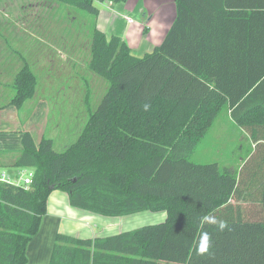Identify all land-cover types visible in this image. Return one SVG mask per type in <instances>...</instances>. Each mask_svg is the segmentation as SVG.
Returning <instances> with one entry per match:
<instances>
[{"label": "trees", "instance_id": "obj_1", "mask_svg": "<svg viewBox=\"0 0 264 264\" xmlns=\"http://www.w3.org/2000/svg\"><path fill=\"white\" fill-rule=\"evenodd\" d=\"M51 1L94 18V1L104 0ZM175 11L161 43L142 56L93 22L87 66L108 86L62 151L50 137L35 145L23 132L9 166L31 168L32 180L28 188L0 181V264H27L25 246L56 189L97 214L162 210L166 218L102 238L57 234L46 264H264V135L256 119L264 116V0H175ZM34 79L22 66L10 103L20 104ZM156 103L174 115L158 126ZM228 107L255 146L237 172L189 158ZM139 116L132 130L125 121ZM156 126L172 131L167 143L135 134ZM128 138L145 158L137 154L131 165Z\"/></svg>", "mask_w": 264, "mask_h": 264}, {"label": "crops", "instance_id": "obj_2", "mask_svg": "<svg viewBox=\"0 0 264 264\" xmlns=\"http://www.w3.org/2000/svg\"><path fill=\"white\" fill-rule=\"evenodd\" d=\"M94 4L98 8V14L93 18L96 28L101 30L107 38L111 36L120 37L129 46L134 56H139L135 52H142V55L151 52L155 46L161 43L175 18L176 12L175 0H125L122 2L104 0L94 1ZM125 16L131 17L133 22H128ZM144 27L147 28L146 31H144ZM29 38L31 40L16 36H0V43L3 44L0 50L2 55L0 66H10L12 62L5 64L3 61L5 58L10 60L11 56L13 61L21 62L20 68L26 64L33 70L32 63L36 65L39 59L35 42H40L41 37L32 36ZM10 40L13 41L14 45H10ZM30 42L32 43L29 44ZM19 69L13 74V79ZM7 73L10 74V72L0 73V175L4 172L7 177L15 179L20 176L18 174L21 171L27 169L31 171V168L27 167L9 166V162L22 150L23 132L28 131L33 142L37 145L41 137L47 135L48 114L45 116L40 114L43 109L41 100L31 102V100L24 98L20 104L10 103L15 95L16 87L13 83L14 80ZM27 101H30V104L26 107ZM256 119L260 123L258 128L264 135V116L260 113ZM220 124L226 126L222 131L219 128V133H215L212 130L213 127ZM214 134L217 135L216 139ZM217 143L219 147L224 145L228 152H220ZM254 147V142L251 141L250 136L231 118L228 107L216 115L207 133L198 142L191 155L204 157L202 153L211 154L207 155L209 157L224 153L226 156L227 153L230 155L239 152L244 157L240 159L241 162L238 167L220 165L237 172L247 156L252 153ZM209 158L214 159L192 161L200 163L216 161L220 163L219 159L215 157ZM165 218V211L151 216L137 214V212L120 216L97 214L90 210L71 206L67 194L56 189L49 193L46 211L41 218L39 228L25 246L27 264L48 263L57 234H67L79 238H102L134 229L139 227L141 222L147 220L159 223L165 221Z\"/></svg>", "mask_w": 264, "mask_h": 264}, {"label": "rangeland", "instance_id": "obj_3", "mask_svg": "<svg viewBox=\"0 0 264 264\" xmlns=\"http://www.w3.org/2000/svg\"><path fill=\"white\" fill-rule=\"evenodd\" d=\"M92 26L93 17L88 13L59 5L51 0H0V36H16L29 40H31L29 37L32 36L41 37L40 42H35L39 59L36 65L32 63L33 70H31L34 73L35 81L30 86L31 91H26L28 94L26 99L31 102L33 100L42 101L43 109L40 114L42 116L48 114L47 135L43 136L53 139V147L56 151H62L76 139L108 86V82L103 77L90 71L87 66L90 59ZM10 45H14L12 40H10ZM2 46L3 44L0 43V50ZM135 54L141 56L142 52H135ZM0 57H2L1 53ZM8 62H12L11 67L0 66V73L10 72L7 74L13 79V74L21 67V62L13 61L11 56L10 60L5 58L3 61L5 64ZM29 102L27 101L26 107L30 104ZM130 111L132 112L129 109L128 113ZM151 112L155 117L160 118L155 120L157 126L163 118L174 117L172 106L162 103H156ZM120 118L124 120L125 116L121 114ZM125 122L133 130L139 127L142 119L139 116ZM225 126V124L216 125L212 130L219 133V128L222 131ZM171 132L165 131L164 128L160 131L157 127L154 131L148 130L144 133L141 130L135 134L137 137L152 138L167 143V136ZM216 137L217 135H215V139ZM127 140V147L132 153L129 164H133L137 154L138 158L145 159L143 153L137 150L136 139L128 138ZM218 148L220 152H228L224 145L219 147L218 144ZM152 152L153 150L150 151V153ZM202 155L204 157L192 154L189 158L207 161L214 159L209 157H215L219 159V165L225 164L236 168L240 165V159L244 157L239 152L230 155L227 153L226 156L224 153L209 157L207 155L211 154L202 153ZM24 171L28 172V169ZM244 208L247 209V207ZM256 209L251 207V211ZM161 212L162 210H142L137 214L151 216ZM147 221L141 222L139 226L156 222Z\"/></svg>", "mask_w": 264, "mask_h": 264}, {"label": "built area", "instance_id": "obj_4", "mask_svg": "<svg viewBox=\"0 0 264 264\" xmlns=\"http://www.w3.org/2000/svg\"><path fill=\"white\" fill-rule=\"evenodd\" d=\"M125 19L128 21V22H133V19L129 16H125ZM32 174L33 172L32 171H21L18 175H20L18 178H10V177H7L5 175L4 172L1 173L0 175V181L2 182H7V183H12V184H16V185H20L24 188H28L29 185L31 184V180H32Z\"/></svg>", "mask_w": 264, "mask_h": 264}, {"label": "clouds", "instance_id": "obj_5", "mask_svg": "<svg viewBox=\"0 0 264 264\" xmlns=\"http://www.w3.org/2000/svg\"><path fill=\"white\" fill-rule=\"evenodd\" d=\"M225 226H226V225H225L223 222L220 223V228H221V229H223ZM204 240L207 241V234H205V236H204ZM206 250H207V244L205 243V244H203V245L201 246V248H200V252H204V251H206Z\"/></svg>", "mask_w": 264, "mask_h": 264}]
</instances>
